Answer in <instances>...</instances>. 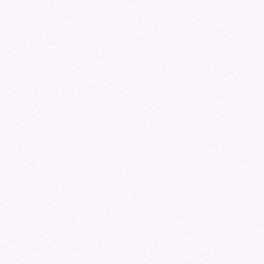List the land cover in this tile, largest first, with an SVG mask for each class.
<instances>
[{"label": "snow or ice", "instance_id": "1", "mask_svg": "<svg viewBox=\"0 0 264 264\" xmlns=\"http://www.w3.org/2000/svg\"><path fill=\"white\" fill-rule=\"evenodd\" d=\"M0 264H264V0H0Z\"/></svg>", "mask_w": 264, "mask_h": 264}]
</instances>
